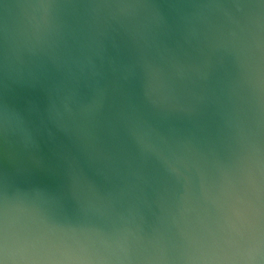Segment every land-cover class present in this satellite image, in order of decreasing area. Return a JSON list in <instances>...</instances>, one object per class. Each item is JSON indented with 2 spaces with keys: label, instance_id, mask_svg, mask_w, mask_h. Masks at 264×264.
I'll return each mask as SVG.
<instances>
[{
  "label": "water",
  "instance_id": "1",
  "mask_svg": "<svg viewBox=\"0 0 264 264\" xmlns=\"http://www.w3.org/2000/svg\"><path fill=\"white\" fill-rule=\"evenodd\" d=\"M0 264H264V0H0Z\"/></svg>",
  "mask_w": 264,
  "mask_h": 264
}]
</instances>
